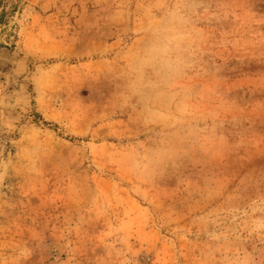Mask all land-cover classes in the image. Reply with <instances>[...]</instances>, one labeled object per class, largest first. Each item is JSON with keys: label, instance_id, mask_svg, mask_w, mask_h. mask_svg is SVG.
Masks as SVG:
<instances>
[{"label": "rangeland", "instance_id": "rangeland-1", "mask_svg": "<svg viewBox=\"0 0 264 264\" xmlns=\"http://www.w3.org/2000/svg\"><path fill=\"white\" fill-rule=\"evenodd\" d=\"M0 264H264V0H0Z\"/></svg>", "mask_w": 264, "mask_h": 264}, {"label": "clouds", "instance_id": "clouds-1", "mask_svg": "<svg viewBox=\"0 0 264 264\" xmlns=\"http://www.w3.org/2000/svg\"><path fill=\"white\" fill-rule=\"evenodd\" d=\"M160 54H161L162 56L165 55V54H166V49L161 48V49H160Z\"/></svg>", "mask_w": 264, "mask_h": 264}]
</instances>
